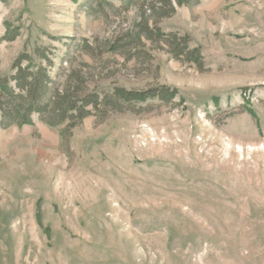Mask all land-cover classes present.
I'll list each match as a JSON object with an SVG mask.
<instances>
[{
  "label": "rangeland",
  "instance_id": "374dc122",
  "mask_svg": "<svg viewBox=\"0 0 264 264\" xmlns=\"http://www.w3.org/2000/svg\"><path fill=\"white\" fill-rule=\"evenodd\" d=\"M0 39L99 101L0 129V264H264V0H0Z\"/></svg>",
  "mask_w": 264,
  "mask_h": 264
},
{
  "label": "trees",
  "instance_id": "16d2710c",
  "mask_svg": "<svg viewBox=\"0 0 264 264\" xmlns=\"http://www.w3.org/2000/svg\"><path fill=\"white\" fill-rule=\"evenodd\" d=\"M129 1L135 3V0ZM189 1L179 0V5H186ZM169 3L174 12L172 3ZM3 41L0 39V43ZM25 61L28 62L27 66L24 65ZM30 61L28 56L19 57L13 66L12 76L0 78V129L31 126L35 116L53 126L68 120L74 123L89 116L86 111L88 106H98V99L82 98L77 102L72 88L65 83L61 86L60 76L54 77L42 66L33 70ZM49 63L52 69L54 64ZM58 71H62L61 67ZM136 98L147 101L143 96Z\"/></svg>",
  "mask_w": 264,
  "mask_h": 264
}]
</instances>
